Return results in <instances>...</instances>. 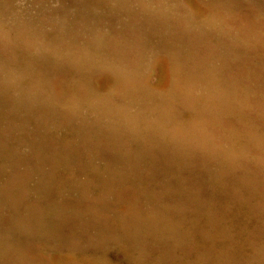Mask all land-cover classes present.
Here are the masks:
<instances>
[{
  "label": "rangeland",
  "instance_id": "1",
  "mask_svg": "<svg viewBox=\"0 0 264 264\" xmlns=\"http://www.w3.org/2000/svg\"><path fill=\"white\" fill-rule=\"evenodd\" d=\"M0 264H264V0H0Z\"/></svg>",
  "mask_w": 264,
  "mask_h": 264
}]
</instances>
